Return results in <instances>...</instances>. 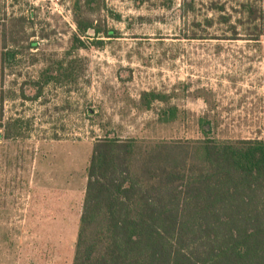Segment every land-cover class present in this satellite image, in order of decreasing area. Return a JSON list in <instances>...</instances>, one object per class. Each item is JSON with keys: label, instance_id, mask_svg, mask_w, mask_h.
<instances>
[{"label": "rangeland", "instance_id": "obj_1", "mask_svg": "<svg viewBox=\"0 0 264 264\" xmlns=\"http://www.w3.org/2000/svg\"><path fill=\"white\" fill-rule=\"evenodd\" d=\"M73 1L0 0V264H72L86 168L105 134L196 139L208 113L216 137L264 138V35L253 40L245 19L237 37L230 30L244 0H100L83 14L117 37L89 29L72 50ZM60 60H75L77 80L33 99V82ZM150 90L185 115L165 125L158 103L137 111Z\"/></svg>", "mask_w": 264, "mask_h": 264}, {"label": "trees", "instance_id": "obj_2", "mask_svg": "<svg viewBox=\"0 0 264 264\" xmlns=\"http://www.w3.org/2000/svg\"><path fill=\"white\" fill-rule=\"evenodd\" d=\"M244 1L243 18L230 26L232 37L245 19L258 41L264 8ZM91 3L100 7L101 1H73L78 33L72 50L82 47L79 36L89 29L94 37L118 35L84 16L83 6ZM76 67L75 60L47 67L33 82V99L52 82H75ZM155 103L157 123L172 124L185 115L171 103V94L157 90L140 92L134 106L149 111ZM11 123L21 136L25 122ZM197 125L202 136L196 139L144 142L108 134L96 139L72 264H264V138L216 137L218 125L208 113Z\"/></svg>", "mask_w": 264, "mask_h": 264}, {"label": "water", "instance_id": "obj_3", "mask_svg": "<svg viewBox=\"0 0 264 264\" xmlns=\"http://www.w3.org/2000/svg\"><path fill=\"white\" fill-rule=\"evenodd\" d=\"M12 57H13V54L10 52V53L8 54V59L11 60ZM90 111H91V110H90Z\"/></svg>", "mask_w": 264, "mask_h": 264}, {"label": "crops", "instance_id": "obj_4", "mask_svg": "<svg viewBox=\"0 0 264 264\" xmlns=\"http://www.w3.org/2000/svg\"><path fill=\"white\" fill-rule=\"evenodd\" d=\"M6 57L8 58V53H7ZM8 61H10V60L8 59ZM1 70H2V68H1V61H0V77H1Z\"/></svg>", "mask_w": 264, "mask_h": 264}]
</instances>
